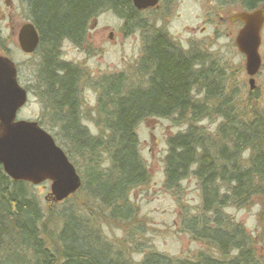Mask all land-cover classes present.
<instances>
[{
    "label": "trees",
    "instance_id": "1",
    "mask_svg": "<svg viewBox=\"0 0 264 264\" xmlns=\"http://www.w3.org/2000/svg\"><path fill=\"white\" fill-rule=\"evenodd\" d=\"M227 1L243 10H264V0ZM22 2L40 35V98L59 128L66 146L61 148L74 166L72 158L80 159L86 171L80 190L54 203L55 212L47 216L33 186L12 180L0 164V264H262L255 240L226 210L264 205V116L248 117L225 90L218 68L205 67L200 53H183L156 32L145 38L137 86L130 88L122 75L105 77L98 85L102 134L93 136L80 112V71L61 59L60 49L66 41L84 46L90 22L106 11H113L129 30L147 25L128 0ZM195 88L205 89L202 100L192 94ZM212 114L220 122L209 133L199 123ZM175 117L188 128L168 140L165 188L178 192L183 182L195 179L200 206L181 224L213 253L201 252L195 260L150 254L137 263L103 239L100 218L85 216L71 201L91 211V200L97 209L92 212L103 219L125 227L135 223L130 194L151 180L137 129L148 118ZM259 220L264 228V215ZM261 238L264 243V232Z\"/></svg>",
    "mask_w": 264,
    "mask_h": 264
},
{
    "label": "rangeland",
    "instance_id": "2",
    "mask_svg": "<svg viewBox=\"0 0 264 264\" xmlns=\"http://www.w3.org/2000/svg\"><path fill=\"white\" fill-rule=\"evenodd\" d=\"M166 1L148 15L149 24L145 30H129L113 11H106L90 22L84 46L78 48L69 41L63 43L61 59L77 67L81 74L80 112L91 135L102 134L101 128L97 126L102 118L97 112L100 95L98 85L105 77L122 75L130 88L137 86V61L146 43L144 35L147 38L150 33L156 32L165 34L175 48L182 49L186 54L200 53L205 67L218 68L225 90L235 97L239 109L248 113V117L252 113L264 116V29L260 46L262 66L251 90L246 59L235 44L241 26L231 22V17L243 10L240 5L227 4L222 0ZM28 22V12L22 0H0V55L8 56L16 64L18 81L29 92L28 103L19 111L18 119L39 122L60 147L62 144L65 146L59 137V128L51 122V112L46 109L39 95V53L36 51L26 55L18 45L19 29ZM204 92L205 89L198 92L195 88L192 94L195 93V97L202 100ZM219 122V116L212 114L203 118L199 126L212 133ZM187 128L188 124L177 117L148 118L139 125V152L151 180L130 194V203L136 208L135 223L130 227L103 219V215L101 217L96 213L97 209L91 200H87L91 204V211L83 203L80 205L76 200L71 201L78 209L83 208L82 214L85 216L100 218L99 228L103 239L114 251L125 254L131 261L140 263L150 254L167 256L173 260H195L201 252L213 253L209 247L193 240L181 224L182 219L197 213L200 206V192L195 179L183 182L178 192L165 188L168 140ZM72 160L84 184L86 166L76 157ZM32 190L40 199L47 216L55 212V202L49 196V182L33 186ZM94 209L96 211L92 212ZM226 213L255 240L258 258L264 264V243L261 238L264 228L259 220L264 215V205L255 203L247 208H230Z\"/></svg>",
    "mask_w": 264,
    "mask_h": 264
},
{
    "label": "water",
    "instance_id": "3",
    "mask_svg": "<svg viewBox=\"0 0 264 264\" xmlns=\"http://www.w3.org/2000/svg\"><path fill=\"white\" fill-rule=\"evenodd\" d=\"M142 10L157 4V0H133ZM231 22L240 23L235 44L246 59V72L251 90L259 74L261 33L264 28V10H244L234 14ZM22 53H35L40 35L35 25L25 23L18 32ZM29 100V92L18 81L16 64L6 55H0V164L4 173L14 181L33 186L50 183V197L61 203L77 193L82 180L76 167L53 136L37 121L20 120L18 114Z\"/></svg>",
    "mask_w": 264,
    "mask_h": 264
},
{
    "label": "flooded vegetation",
    "instance_id": "4",
    "mask_svg": "<svg viewBox=\"0 0 264 264\" xmlns=\"http://www.w3.org/2000/svg\"><path fill=\"white\" fill-rule=\"evenodd\" d=\"M129 2H130V4H131V6L134 8V10H135V12H136V14H137V16L138 15H140V19H141V21L142 22H144L146 25H148L149 24V21H148V15H150V13H151V11L152 10H154L155 8H158L159 6H160V4L161 3H163V1L164 0H157V4L156 5H154V6H152V7H149V8H146V9H142V10H139V9H137L136 8V6H135V4H134V2H133V0H128ZM171 1H173V0H167L166 2H171ZM222 1H224V3H227V4H229L230 2L229 1H227V0H222ZM134 30H136V29H134ZM158 33V32H157ZM159 33H161V34H163L162 32H159ZM147 36V35H146ZM153 36V34H151L150 33V35H148L147 36V38L149 39V37H152ZM145 35H144V41H145ZM145 44V43H144ZM175 47V46H174ZM79 48V47H78ZM176 49H178V48H176ZM38 50V49H37ZM179 50H181L182 52H183V50L182 49H179ZM143 52H144V47H143V49H142V53L140 54V57H139V59H138V65L141 63V61L143 60V57H144V54H143ZM184 53V52H183Z\"/></svg>",
    "mask_w": 264,
    "mask_h": 264
}]
</instances>
